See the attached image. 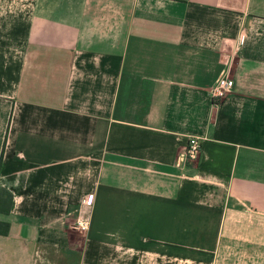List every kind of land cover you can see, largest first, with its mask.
<instances>
[{
  "label": "crops",
  "instance_id": "0c3cea01",
  "mask_svg": "<svg viewBox=\"0 0 264 264\" xmlns=\"http://www.w3.org/2000/svg\"><path fill=\"white\" fill-rule=\"evenodd\" d=\"M0 221V264H264V0H0Z\"/></svg>",
  "mask_w": 264,
  "mask_h": 264
},
{
  "label": "built area",
  "instance_id": "2783aa9c",
  "mask_svg": "<svg viewBox=\"0 0 264 264\" xmlns=\"http://www.w3.org/2000/svg\"><path fill=\"white\" fill-rule=\"evenodd\" d=\"M243 40V36L241 37ZM233 80L229 77L227 73H222L218 79L216 80L209 96L211 101L214 104H219L222 102L232 91L233 89ZM200 138L197 136H191L188 138L186 147L184 148L183 153L179 157V162L186 163L191 162L197 159L200 153ZM90 197L88 196L85 199V203H89ZM77 227L81 229L85 228V223L83 221L77 220L76 222Z\"/></svg>",
  "mask_w": 264,
  "mask_h": 264
},
{
  "label": "rangeland",
  "instance_id": "374dc122",
  "mask_svg": "<svg viewBox=\"0 0 264 264\" xmlns=\"http://www.w3.org/2000/svg\"><path fill=\"white\" fill-rule=\"evenodd\" d=\"M86 204H88V203H86ZM227 216H229V218L227 219V222H228L229 226H242L243 225V227H246L247 228V227H250L249 225H250V223H252L251 218H249L248 216H246V217L242 216L241 218H243V219H241V222L239 220H237L236 217L233 218L232 215L230 214V212L227 214ZM239 222L241 224L242 223L243 224L242 225H239Z\"/></svg>",
  "mask_w": 264,
  "mask_h": 264
},
{
  "label": "trees",
  "instance_id": "16d2710c",
  "mask_svg": "<svg viewBox=\"0 0 264 264\" xmlns=\"http://www.w3.org/2000/svg\"><path fill=\"white\" fill-rule=\"evenodd\" d=\"M5 195L7 196V204H6V208H4V210H5V212H8L9 206L11 203V194L6 192ZM7 228H8V224L0 221V233H6Z\"/></svg>",
  "mask_w": 264,
  "mask_h": 264
}]
</instances>
